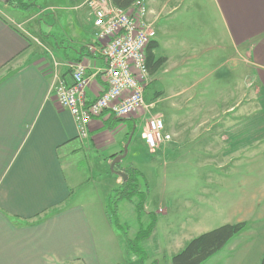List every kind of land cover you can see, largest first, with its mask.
I'll return each mask as SVG.
<instances>
[{
  "label": "crops",
  "instance_id": "1",
  "mask_svg": "<svg viewBox=\"0 0 264 264\" xmlns=\"http://www.w3.org/2000/svg\"><path fill=\"white\" fill-rule=\"evenodd\" d=\"M79 1L71 9L84 7L85 0ZM146 3L147 20L156 33L145 51L149 54L145 99L153 105L125 117L103 113L91 120L85 137L79 136L72 115L56 103L52 70L53 62L61 63L57 70L70 84L66 63L82 61L89 76L86 98L98 96L101 81L95 73L105 63L87 50L88 44L96 42L88 10L71 15L77 21L76 31L60 39L43 33L38 15L25 16L24 10L6 2L0 7V264H159L161 255L143 259L130 255L129 238L104 217V203L92 210L73 202L77 172L71 167L72 158L83 151L96 168L102 164L104 169L122 153L136 127H142L144 142L147 117L162 119L153 110L169 99L163 108L169 115L184 109L186 122L170 117L164 132L170 140L161 141L150 153H166L170 148L175 159L186 155L177 162L197 165L194 170L207 168L204 181L215 186H203L201 195L233 197L224 222L213 227L245 224L203 263L227 248V254H233L225 256L227 264H239L238 254L245 251L237 249L241 240L256 245L253 255H243L247 259L242 264L264 259V0ZM230 53L243 58L248 76L235 104L220 109L210 104L202 84L214 74L213 93L219 91L216 85L224 80ZM211 60L215 61L212 68ZM197 99L200 102L195 103ZM120 166L128 165L121 160ZM107 177L108 192L123 180L113 171ZM127 202L134 214V202ZM157 212L166 215L167 208L159 206Z\"/></svg>",
  "mask_w": 264,
  "mask_h": 264
},
{
  "label": "rangeland",
  "instance_id": "2",
  "mask_svg": "<svg viewBox=\"0 0 264 264\" xmlns=\"http://www.w3.org/2000/svg\"><path fill=\"white\" fill-rule=\"evenodd\" d=\"M77 4H80L79 0L78 2H73L72 0H34V5L26 10L23 15L28 17L38 15L36 19L40 18L42 21L43 33L46 36L50 35V38L59 37L63 39V35L76 31L77 21H74L71 15L77 14L79 16L85 10L87 12L86 5L77 10L71 9L72 6ZM3 5V2L0 0V7ZM30 22H33V20ZM229 56L230 60L225 62L226 71L222 75L224 76V80L220 79L216 85L219 91L213 93L215 86L214 74L205 79L202 84L205 87V97L211 98L209 100L210 104H218L220 109L235 104L240 96L239 92L241 91L242 93L243 81L248 76L247 67L241 62L243 58L241 59L239 54L236 55L234 53H230ZM208 64L212 68L215 61L211 60ZM235 64L236 67H234ZM206 68L202 69L205 70ZM154 87L155 85L151 84L149 89L153 90ZM168 92L166 91L164 95H168ZM145 96L146 90H144ZM169 100L158 103L155 110H153V112L158 111L162 114V121H164L165 125L163 132L169 129L167 124L169 123V118L173 115L176 122H186L184 109L176 111L173 115H169L170 111L168 112L163 108L164 103L170 102ZM194 102L200 101L197 99ZM141 130V126L136 127V131L128 144L126 155L122 159V162L128 166L135 167L141 173V186L147 191L143 211L138 213L133 204L135 210L133 214L129 211L130 209H127L131 206L127 200L120 201L121 203L118 202L117 207L114 205L111 207L107 203L110 201L113 204L110 198L112 191L108 192L111 184V180L107 177L108 173L111 174L110 164L102 169L100 160L97 164L100 163L101 165L96 168L97 166L93 162L92 157L87 156L86 152L83 151L78 156L72 158V164L73 160L75 161L71 167L72 172H77L73 202L82 205L86 204L93 210L97 208V205L101 201V203L105 204L104 217L124 237L128 236L129 239H126V243L130 255H134L129 247V242L131 241V246L140 247L144 255H161L158 257L159 264H171L169 258L179 252L191 238L212 230L214 229L213 226L224 222L228 210L227 205L233 204V197L202 196V187L208 186L204 181V174L207 172V168L204 170H194V167L197 165L177 162L185 159L186 155L181 156L180 160L175 159L176 156L172 155L170 148H167L166 153L163 150L156 154L150 153V150L153 149H149L144 144L145 142L141 140ZM169 138H171L170 135ZM188 149H190V146L182 148L183 151ZM187 172H189L188 176ZM214 186L215 184L210 182V186L208 187L213 189ZM196 192L200 193V195H195ZM159 206L167 208L166 215L156 213ZM202 207H205L203 212ZM88 210L91 209L88 208ZM203 221L205 223L201 224ZM153 222V228L147 238H139L138 232L143 233L146 229L148 232ZM208 222H210V227L207 225ZM241 241L242 243L237 246V249L245 251L238 254L239 264H242L247 259L243 255H253L256 249L255 244L244 240ZM218 255L220 256H215L213 259L202 264H227L228 260L225 256L233 254H227L226 248Z\"/></svg>",
  "mask_w": 264,
  "mask_h": 264
},
{
  "label": "built area",
  "instance_id": "3",
  "mask_svg": "<svg viewBox=\"0 0 264 264\" xmlns=\"http://www.w3.org/2000/svg\"><path fill=\"white\" fill-rule=\"evenodd\" d=\"M84 5L96 39L87 45L88 53L100 56L105 63L95 73L101 81L98 96L86 98L89 76L82 61L66 63L70 84L65 83L57 70L61 63L53 62L52 70L56 103L72 115L81 137L87 135L91 120L103 113L125 117L153 105L144 97L149 74L145 51L156 34L147 20L145 0H133L126 8L115 6L110 0H85ZM163 129L159 116L147 117L142 137L149 149L170 139Z\"/></svg>",
  "mask_w": 264,
  "mask_h": 264
},
{
  "label": "trees",
  "instance_id": "4",
  "mask_svg": "<svg viewBox=\"0 0 264 264\" xmlns=\"http://www.w3.org/2000/svg\"><path fill=\"white\" fill-rule=\"evenodd\" d=\"M115 6L126 8L133 0H111ZM6 4L14 6L21 10H28L34 5V0H8ZM150 49L151 43L147 46ZM147 60L149 54L147 52ZM148 63V61H147ZM149 67V63H148ZM149 70V68H148ZM122 152V151H121ZM116 171H123L126 175L125 179L115 188L112 189L111 199L107 203L113 207H117L118 202L127 200L134 202L135 210L141 213L144 209L147 191L141 186V173L133 166L121 167L120 162L113 166ZM154 221V220H153ZM154 222L143 233L138 232L139 238H147L149 232L153 228ZM245 226L243 222L227 223L216 227L212 230L199 234L191 238L183 248L171 257L172 264H202L209 257L219 252L226 243ZM130 241V240H129ZM131 242V241H130ZM129 242L130 251L134 255H139L143 259L144 253L140 247L131 246ZM260 264H264V259Z\"/></svg>",
  "mask_w": 264,
  "mask_h": 264
},
{
  "label": "water",
  "instance_id": "5",
  "mask_svg": "<svg viewBox=\"0 0 264 264\" xmlns=\"http://www.w3.org/2000/svg\"><path fill=\"white\" fill-rule=\"evenodd\" d=\"M1 1L2 2H7L8 0H1ZM132 134H133V130L130 132V134L128 135V138H127L125 144L123 145L122 153L116 155L112 159V161L110 163V169H111V171H113V173L121 176L123 179H125V177H126V175L123 173V171H116V170L113 169V166L115 164L119 163L122 160V158H124V156L126 155L127 147H128L129 142H130V139H131Z\"/></svg>",
  "mask_w": 264,
  "mask_h": 264
}]
</instances>
